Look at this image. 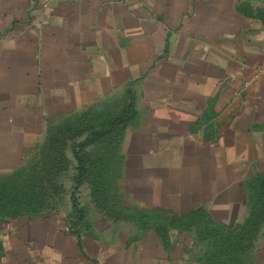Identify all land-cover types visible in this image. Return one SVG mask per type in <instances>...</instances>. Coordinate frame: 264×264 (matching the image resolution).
<instances>
[{
  "label": "crops",
  "instance_id": "1",
  "mask_svg": "<svg viewBox=\"0 0 264 264\" xmlns=\"http://www.w3.org/2000/svg\"><path fill=\"white\" fill-rule=\"evenodd\" d=\"M90 112L127 114L111 162L134 214L78 218L68 191L0 218V264H196L180 222L264 211V19L245 0H0V175ZM254 240L264 264V220Z\"/></svg>",
  "mask_w": 264,
  "mask_h": 264
},
{
  "label": "rangeland",
  "instance_id": "2",
  "mask_svg": "<svg viewBox=\"0 0 264 264\" xmlns=\"http://www.w3.org/2000/svg\"><path fill=\"white\" fill-rule=\"evenodd\" d=\"M245 8L264 19V0H245ZM92 113L56 123L43 142L33 149L24 167L15 173L0 175V218L33 215L48 208L68 206V191L75 194L89 217L98 213L107 216L117 212L134 214L123 197L120 181L115 177L116 166L111 162L115 150L111 149L110 135L97 144L83 147L99 129L94 125L95 120L101 122ZM77 153L84 158L82 168L87 173L86 180L79 187H76L75 180L78 175ZM46 206L49 207L46 209ZM160 217L171 220L172 224L178 222L168 215L161 214ZM180 224L194 241L191 253L196 264H252L257 240L238 244L245 239L242 238L243 230L215 228L201 215ZM213 238H220L215 242L224 243L208 244Z\"/></svg>",
  "mask_w": 264,
  "mask_h": 264
},
{
  "label": "trees",
  "instance_id": "3",
  "mask_svg": "<svg viewBox=\"0 0 264 264\" xmlns=\"http://www.w3.org/2000/svg\"><path fill=\"white\" fill-rule=\"evenodd\" d=\"M127 119V114H123L119 117H116L114 119H112L111 121H109L107 124H105L104 126H102L99 129H96V131H94L93 133V137L90 140H87V142H85L83 144V147H86L88 144L90 143H94L97 144L102 138L109 136L110 139H112V141H116L117 137L119 138L120 133L116 132L115 130L117 128H120L126 121ZM107 125V126H106ZM115 131L114 133H111V131ZM111 133V134H110ZM114 138V139H113ZM77 155V160H78V175L76 176L75 180H76V187H79L80 185L83 184V182L86 180L87 177V173H85L84 169L82 168L84 165V158L82 156H80L78 153ZM260 201V200H259ZM73 206H74V210H75V214H77V216H79L78 218L83 217L84 215V210L83 207L80 206V203L78 201V199L75 197V194H73ZM49 206H46V209ZM42 209V208H41ZM41 209H38L37 211H41ZM44 209V207H43ZM120 215V213L117 212L116 215L112 214L109 215L111 217H118ZM205 217V216H204ZM210 223H212L207 217H205ZM264 220V211H260L259 209L254 211V219L251 220V223L247 224L246 226H243L241 228H226L223 226H219V225H215L214 223H212V225L215 228H219V229H223V230H243V234H242V238H245L241 241H238V244H245L247 240H254L255 235H256V231H257V226L259 225V221ZM212 227V228H214ZM215 240H221L220 238H213V240L211 239L210 242H208V244H220L222 245V242H218ZM222 240H225V238H222ZM236 242V241H235Z\"/></svg>",
  "mask_w": 264,
  "mask_h": 264
}]
</instances>
